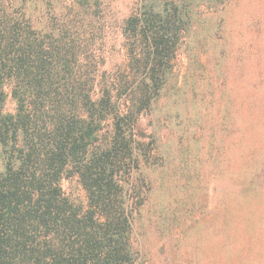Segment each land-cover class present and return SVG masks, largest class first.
<instances>
[{
	"label": "trees",
	"instance_id": "trees-1",
	"mask_svg": "<svg viewBox=\"0 0 264 264\" xmlns=\"http://www.w3.org/2000/svg\"><path fill=\"white\" fill-rule=\"evenodd\" d=\"M114 3L0 0V264L137 263L140 120L178 90L191 9L138 0L114 17ZM118 44L127 61L109 71ZM74 178L86 202L64 188Z\"/></svg>",
	"mask_w": 264,
	"mask_h": 264
},
{
	"label": "rangeland",
	"instance_id": "rangeland-1",
	"mask_svg": "<svg viewBox=\"0 0 264 264\" xmlns=\"http://www.w3.org/2000/svg\"><path fill=\"white\" fill-rule=\"evenodd\" d=\"M184 1L178 90L139 125L152 165L129 191L136 264H264V0ZM136 2L115 0L114 17ZM126 61L118 44L107 69ZM75 179L64 188L86 202Z\"/></svg>",
	"mask_w": 264,
	"mask_h": 264
}]
</instances>
